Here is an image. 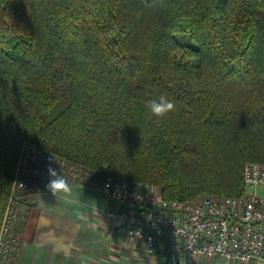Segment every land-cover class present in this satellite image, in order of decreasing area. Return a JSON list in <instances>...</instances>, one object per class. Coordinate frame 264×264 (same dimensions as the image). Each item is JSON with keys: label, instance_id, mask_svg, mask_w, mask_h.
I'll return each instance as SVG.
<instances>
[{"label": "trees", "instance_id": "16d2710c", "mask_svg": "<svg viewBox=\"0 0 264 264\" xmlns=\"http://www.w3.org/2000/svg\"><path fill=\"white\" fill-rule=\"evenodd\" d=\"M24 142L167 200L240 195L264 163V0H0V223Z\"/></svg>", "mask_w": 264, "mask_h": 264}, {"label": "built area", "instance_id": "2783aa9c", "mask_svg": "<svg viewBox=\"0 0 264 264\" xmlns=\"http://www.w3.org/2000/svg\"><path fill=\"white\" fill-rule=\"evenodd\" d=\"M14 128V125H13ZM53 156L71 187L87 185L114 200L106 215L147 254L169 264H252L264 261V163L246 162L237 196H198L167 200L154 184L109 174L94 175L70 161L24 142L15 165L11 196L0 223V264H11L19 251L15 194L48 192L47 168ZM54 167L59 169V165Z\"/></svg>", "mask_w": 264, "mask_h": 264}, {"label": "crops", "instance_id": "0c3cea01", "mask_svg": "<svg viewBox=\"0 0 264 264\" xmlns=\"http://www.w3.org/2000/svg\"><path fill=\"white\" fill-rule=\"evenodd\" d=\"M15 197L20 244L11 264H169L125 236L106 215L114 202L93 187L74 186L67 198L50 191H18Z\"/></svg>", "mask_w": 264, "mask_h": 264}, {"label": "clouds", "instance_id": "9594fccd", "mask_svg": "<svg viewBox=\"0 0 264 264\" xmlns=\"http://www.w3.org/2000/svg\"><path fill=\"white\" fill-rule=\"evenodd\" d=\"M146 108L150 113V116L158 119H163L170 112L175 110V104L166 95H159L157 98L149 100L146 104ZM54 164H58L57 160L51 156L49 158V166L47 168L48 183L46 188L57 197L58 194H62L65 198L71 196L72 187L69 179L62 173L60 165L59 169L54 167Z\"/></svg>", "mask_w": 264, "mask_h": 264}, {"label": "rangeland", "instance_id": "374dc122", "mask_svg": "<svg viewBox=\"0 0 264 264\" xmlns=\"http://www.w3.org/2000/svg\"><path fill=\"white\" fill-rule=\"evenodd\" d=\"M249 162V161H248ZM259 192L260 193H262L263 195H264V187L263 188H261L260 190H259ZM203 195H209V196H221V195H225L224 193H210V194H206V193H204V194H202V195H200V196H203ZM105 200H106V202H114V200L113 199H111L110 197H105ZM17 223H18V219H17V221H16V223H15V227L17 228Z\"/></svg>", "mask_w": 264, "mask_h": 264}]
</instances>
